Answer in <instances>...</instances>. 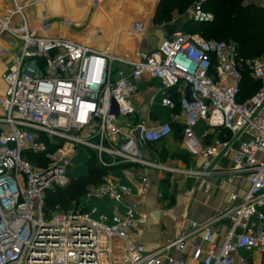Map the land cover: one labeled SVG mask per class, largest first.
<instances>
[{"label": "built area", "instance_id": "1", "mask_svg": "<svg viewBox=\"0 0 264 264\" xmlns=\"http://www.w3.org/2000/svg\"><path fill=\"white\" fill-rule=\"evenodd\" d=\"M13 16L6 17V29L0 27V35H11L16 56L2 75L0 98V264H182L172 253H184L191 233L155 251L132 238L148 220L139 212L151 189L143 172L136 194L111 173L100 185L86 188L85 204L78 210L57 208L46 214L47 194L71 183L79 147L95 151L101 167L152 169L172 180L190 177L199 182L196 190L205 193L216 175L228 174V184L245 179L250 188L243 197L229 194L223 211L203 224L192 223L201 243L191 258L199 264H235L241 253L264 258V54L244 59L232 42L178 30L155 51L132 57L36 35L32 29L37 26L30 29L24 16L22 27L12 26ZM189 18L196 24L213 20L202 6L190 10ZM132 32L141 37L147 27L136 23ZM246 71L261 86L239 103ZM144 75L160 81L163 108L177 109L171 90L181 95L186 149L203 159L200 169L148 160L138 148V130L146 146L174 133L170 123L150 126L137 119L135 98ZM201 125L227 131L231 138L204 145L196 136ZM219 159L231 160L227 173L219 169ZM93 201L103 202L110 214L103 207H88Z\"/></svg>", "mask_w": 264, "mask_h": 264}, {"label": "crops", "instance_id": "2", "mask_svg": "<svg viewBox=\"0 0 264 264\" xmlns=\"http://www.w3.org/2000/svg\"><path fill=\"white\" fill-rule=\"evenodd\" d=\"M26 1L28 2V0ZM62 1L63 0H35L34 2V0H31V3L36 5L37 9H34L35 15L38 11L39 14L41 12L43 15L44 10H47V5L51 7L55 5L57 6L58 4H61ZM69 1L70 2H65L69 4V6L67 4L66 7L71 10L70 16H73V10H75L74 15L78 12L84 11L83 14L87 16L90 9L87 4H90L91 6L93 4V0ZM113 1L115 0H112V2ZM96 2L97 6H101V9L100 13L96 14L94 17L93 30L98 34L103 33V35H100L99 37H95L93 33V38H97L98 40L95 39L96 43L91 46H95L94 48L96 50H109L111 53H118L121 55L129 53L132 57H135L133 55L139 51H155L160 46V43L167 37V32L164 27L160 29H153L152 27V25L154 26L152 23V17L157 6L155 7L153 14H148L149 18H140L133 21V19L130 20L129 18L131 15L129 10L134 8L133 0L132 3H128L125 0V2L114 7L109 4L107 0H104L103 2L101 0H96ZM152 2H154V0H152ZM3 3L4 0H0V11L3 10ZM16 5L21 6L22 3L19 0H14V9H17ZM156 5H158V3H156ZM106 7L110 8L107 9ZM12 13H10V15ZM7 17H9V15H7ZM35 19L37 18L35 17ZM189 21L190 18L188 15L187 18H179L169 25L175 27L176 31H182L186 23ZM136 23H144V25H146V34L141 37H137L133 34L132 31ZM18 24L19 23H16L14 27L17 28L20 26ZM128 24L130 25L128 26ZM78 25L79 23H75V26ZM65 27L67 26L65 25ZM5 35L7 37L4 36V33L0 35V37L4 36L7 38L5 43L11 49L13 39L11 35ZM102 42L109 43L107 49L103 50L100 46ZM83 43L87 44L85 41ZM5 67L6 65L2 66L0 63V71L3 72ZM1 83L0 96L3 95L5 87L2 77ZM138 85L139 93L135 98L138 110L137 119L145 120L150 123V126H153L157 123L155 124L152 122L151 117L156 116V118L159 119L158 123H170L174 130V133L167 140L155 145L147 146V150L145 151L146 159L164 163L182 170L200 169L203 164V159L201 157L191 156L186 149L182 130L184 122L183 116H181L182 113L179 112L178 114L175 111L163 108L160 105V81L152 79L148 75H144ZM169 93L170 97L173 99L175 96V90H171ZM156 100H158V102H156ZM206 127V125L199 126L196 129V136L204 143V145H210L220 138L221 133ZM222 136L223 139L228 140L227 135ZM217 165L222 172L227 173L231 166V160L219 159ZM122 167L124 168L117 170L116 173L113 174V178L120 180L123 184L131 187L135 194L140 190L141 172L146 174L151 182L150 192L141 200L139 208L141 214L147 215V223L144 226L137 227L133 231L132 238L142 244L147 251H155L176 240L181 233H191L192 235L184 253H172L173 257L182 264H199L194 262L191 258L194 246L201 243V235L200 233H193L192 223H205L208 219L224 210L226 199L229 194H236L239 197H243L250 188L249 184L243 178H237L233 184H228V174H221L209 179V182L212 184V189L208 193H205L196 190V186L199 182L194 178L176 177L172 180L166 174H161L152 169L143 171V169L139 167ZM190 192L191 195H188ZM160 194L163 196L162 199L159 198ZM107 204L109 205L108 202ZM103 211L110 214V209L108 207H103ZM227 230L228 227L223 225L222 235H225ZM217 240L219 245L223 243L222 237ZM235 264H264V258L255 253L249 255L241 253V255L235 259Z\"/></svg>", "mask_w": 264, "mask_h": 264}, {"label": "trees", "instance_id": "3", "mask_svg": "<svg viewBox=\"0 0 264 264\" xmlns=\"http://www.w3.org/2000/svg\"><path fill=\"white\" fill-rule=\"evenodd\" d=\"M198 1H204L202 8L213 16V20L206 24L189 21L182 29L183 32L198 33L206 40L232 42L236 45L240 57L244 59H253L264 54V6H257L250 0H160L152 23L155 26H170L166 25L169 10L174 6L186 4L189 6ZM260 86L261 84L253 80L246 71L238 102L244 103L251 98ZM180 97L181 95L175 90L173 100L178 104L175 110L178 114L181 112ZM222 135H227V139L231 138V134L227 131H222L219 138L226 140ZM74 164V170L70 174V185L47 194L45 212L48 216L57 208L65 212L78 210L85 204L84 197L88 186H98L108 174H115L117 170L124 168L101 167L97 153L85 147L78 148ZM93 206L101 208L104 207V203L93 201L88 207Z\"/></svg>", "mask_w": 264, "mask_h": 264}, {"label": "rangeland", "instance_id": "4", "mask_svg": "<svg viewBox=\"0 0 264 264\" xmlns=\"http://www.w3.org/2000/svg\"><path fill=\"white\" fill-rule=\"evenodd\" d=\"M13 1L12 0H4V3L2 5L3 10L0 11V19H2V20H5L7 15L11 16L14 14V18H13L12 24H11L12 26H14L16 23H19L18 25H20V26H18V28L22 27L23 23H24V19H23V16H24L25 20H27V24L29 25V28L30 27L35 28V26H37V28H35V30L34 29H32V30L34 31V33L36 35H40V36H59V37H63L66 39L73 40V41L77 40V42L83 43L85 38H86V33L89 31L94 33L95 37H99L100 35H103V33L98 34L93 30L94 17L96 16V14L100 13V9H101V6L96 5V3H97L96 0H93L92 6L90 4H87V6L90 8L88 11L89 14L87 16H85L83 14L84 11L78 12L77 14L74 15L75 10H73V16H70L71 10L66 7L68 3L65 2V1L70 2L69 0H63L61 2V4H58L59 6L57 5L58 7L56 5L52 6V7L47 5V10L45 9L44 12L42 11L43 15L41 14V12L39 14L38 13L39 11L35 15L34 9L36 8V5L34 3H31V0H28V2L26 0H19L22 3L21 6L16 5L17 6L16 8L21 7V9H20L21 11H19V12H17L18 9L13 8ZM84 1H86V0H84ZM101 1L103 2L104 0H101ZM126 1L128 3L129 2L132 3V0H126ZM142 1H144V0H142ZM159 1L160 0H154V2H152V0H151V2H149V5H148L151 8H150V11H148V12L138 13L137 8L130 9L129 10L130 11L129 13H131V15L129 17L130 20L133 19V21H135V20L140 19V18L141 19L149 18L148 14H150V13L153 14L155 7L157 6L156 3H159ZM250 1L257 6H259V5L264 6V0H250ZM34 2H35V0H34ZM87 2H90V1H87ZM107 2H109V4H111L114 7V6L120 5L122 2H125V0H115L113 2H112V0H107ZM137 2H138V0H137ZM134 3H135V1L133 0V4ZM203 3H204V1H198L196 3L190 4L189 6L187 4L185 6H174L171 10H169V12H170L168 14L169 19L166 21L167 22L166 25H169V24L171 25L174 22V20H177L179 18H182V17L187 18L190 10H192L196 6H202ZM151 4H154V5H151ZM68 6H69V4H68ZM106 6H107V4H106ZM49 7H51V8H49ZM106 8L109 9L110 7H106ZM52 9H54V10H52ZM10 13H12V14L10 15ZM35 17L37 19H35ZM72 22H74V23H72ZM75 23H79L80 26L79 25L75 26ZM65 25L67 27H65ZM129 25L130 24H128V26ZM152 27H153V29L163 28V26H155V25L154 26L152 25ZM168 30L170 32L173 31V27L169 26ZM0 31H1V29H0ZM5 34H7L6 32L4 33V36L7 37ZM4 36L0 37V53L2 52V54L0 55V63L2 64V66L6 65V67H5V69H3V72L0 71V84H2L1 83V77H2L3 73H5L6 69H8V67L12 65V63L14 62L15 57H16L14 51L12 49H10L8 47V45H6L5 41L7 40V38H5ZM94 39L98 40L97 38H94ZM108 44L109 43H107V42H102V44L100 46L104 50V49H107ZM110 44H112V43H110ZM160 45H161V43H160ZM88 46H90L92 48L95 47V46L93 47L91 45H88ZM156 102H158V100H156ZM151 120L155 124L156 123L158 124V121H159L158 118L152 116ZM120 244H121L120 240L116 239L114 241L115 247H118ZM115 255L117 257L119 255V253L116 250H115Z\"/></svg>", "mask_w": 264, "mask_h": 264}, {"label": "bare ground", "instance_id": "5", "mask_svg": "<svg viewBox=\"0 0 264 264\" xmlns=\"http://www.w3.org/2000/svg\"><path fill=\"white\" fill-rule=\"evenodd\" d=\"M135 3L133 4V7L134 8H137V12L138 13H142V12H148L150 11V8L148 5H149V0H134ZM3 22V25H1L0 27L3 28V29H6L8 27V24H7V21H2ZM87 44L86 45H93L95 42V39L93 38V33L91 31L87 32L86 33V38L84 40ZM2 96H0L1 98Z\"/></svg>", "mask_w": 264, "mask_h": 264}, {"label": "water", "instance_id": "6", "mask_svg": "<svg viewBox=\"0 0 264 264\" xmlns=\"http://www.w3.org/2000/svg\"><path fill=\"white\" fill-rule=\"evenodd\" d=\"M168 27L169 26L164 27L165 31L167 32V36H172L175 33L176 29H175V27H173V31L170 32L168 30ZM134 135H135V138H136V141H137L138 148L141 151L145 152L147 150V146L143 143V140L141 138V130L136 131L134 133Z\"/></svg>", "mask_w": 264, "mask_h": 264}]
</instances>
